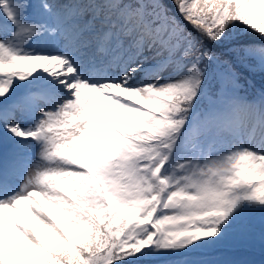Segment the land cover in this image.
Masks as SVG:
<instances>
[{"label":"snow or ice","instance_id":"6c2138e0","mask_svg":"<svg viewBox=\"0 0 264 264\" xmlns=\"http://www.w3.org/2000/svg\"><path fill=\"white\" fill-rule=\"evenodd\" d=\"M264 0H0V264L188 259L264 211Z\"/></svg>","mask_w":264,"mask_h":264},{"label":"trees","instance_id":"16d2710c","mask_svg":"<svg viewBox=\"0 0 264 264\" xmlns=\"http://www.w3.org/2000/svg\"><path fill=\"white\" fill-rule=\"evenodd\" d=\"M252 79H255L256 81L262 79L264 77V72H261L259 69H257L253 74H252Z\"/></svg>","mask_w":264,"mask_h":264},{"label":"rangeland","instance_id":"374dc122","mask_svg":"<svg viewBox=\"0 0 264 264\" xmlns=\"http://www.w3.org/2000/svg\"><path fill=\"white\" fill-rule=\"evenodd\" d=\"M241 222V221H240ZM246 227V226H245Z\"/></svg>","mask_w":264,"mask_h":264}]
</instances>
